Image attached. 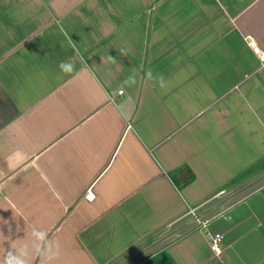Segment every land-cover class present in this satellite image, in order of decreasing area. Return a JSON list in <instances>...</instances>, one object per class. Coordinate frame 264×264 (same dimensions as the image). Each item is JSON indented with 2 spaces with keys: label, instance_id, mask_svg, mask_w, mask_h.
<instances>
[{
  "label": "crops",
  "instance_id": "obj_1",
  "mask_svg": "<svg viewBox=\"0 0 264 264\" xmlns=\"http://www.w3.org/2000/svg\"><path fill=\"white\" fill-rule=\"evenodd\" d=\"M246 35L264 46V0H0V264L34 229L60 251L28 264H264V64ZM220 190L238 200L208 225L217 255L183 222Z\"/></svg>",
  "mask_w": 264,
  "mask_h": 264
},
{
  "label": "clouds",
  "instance_id": "obj_2",
  "mask_svg": "<svg viewBox=\"0 0 264 264\" xmlns=\"http://www.w3.org/2000/svg\"><path fill=\"white\" fill-rule=\"evenodd\" d=\"M61 31L63 29L61 28ZM67 36V33H65ZM69 43L72 44L73 49L75 45L73 44L71 37H67ZM109 61L115 62V59L111 56L108 57ZM61 72L68 74L75 70V62L70 57L68 60L61 61L58 65ZM145 78L149 81H153L159 85L160 88L166 87V81L163 74H154L151 68L145 71ZM136 75L135 73L130 74L123 81V85L127 87H133L136 84ZM32 244L23 245L22 247L13 250L8 249L5 256L3 264H28V258L33 253L43 256L46 261H51L59 255L60 245L58 241H50L48 239V233L45 231L33 230L32 233Z\"/></svg>",
  "mask_w": 264,
  "mask_h": 264
},
{
  "label": "built area",
  "instance_id": "obj_3",
  "mask_svg": "<svg viewBox=\"0 0 264 264\" xmlns=\"http://www.w3.org/2000/svg\"><path fill=\"white\" fill-rule=\"evenodd\" d=\"M244 40L248 47L251 49L252 53L258 58L259 62L261 64H264V46L258 44V42L251 35H246L244 37ZM121 93L122 90H119L118 94ZM224 194L225 190H220L214 198L217 200L216 202H213L211 204L198 205L190 208L187 212L185 221L183 222V224L185 226L187 225L188 227L186 231L202 229L208 240L211 250L217 255L222 251L221 246L223 235L219 232L209 229L208 225L210 221L220 216L228 206L238 200H234L227 206H224V204L221 203V196Z\"/></svg>",
  "mask_w": 264,
  "mask_h": 264
}]
</instances>
